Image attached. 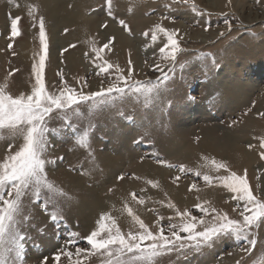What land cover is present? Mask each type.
Instances as JSON below:
<instances>
[{"label":"rangeland","instance_id":"374dc122","mask_svg":"<svg viewBox=\"0 0 264 264\" xmlns=\"http://www.w3.org/2000/svg\"><path fill=\"white\" fill-rule=\"evenodd\" d=\"M234 1L112 0L109 14L105 0H0V83L6 82L13 96L29 95L35 85L32 68L42 54L40 17L48 44L44 68L47 91L58 94L66 83L78 93L90 94L106 90L117 83L118 75L127 77L129 71V85L138 82L142 88L153 89L150 95L127 89L123 97L113 93V98L95 109H90L89 101L74 105L66 114L56 110L46 117L48 143L43 158L53 189L41 188L38 197L30 190L23 197L27 213L19 225L20 234L25 236L23 260L16 264H75L77 259L82 264H107L103 250L93 252L86 240L92 231L99 230L102 215L110 217L107 223L114 221L125 236L139 233L141 229L128 215L127 206L150 231L157 233L163 225L165 235H170L168 225L180 222L178 210L202 217L204 213L196 205L214 209L197 198V193L205 189L216 190L223 197L221 207L230 204L222 214L242 220L243 202L234 200V193L218 179L232 173L245 176L252 194L264 201V149L260 147L264 135H258V143L255 140L250 145L248 142L254 139L243 138L240 149L246 143L247 151L257 148L260 154L242 172H236L241 169L238 167L233 172L217 170L210 162L216 156L222 164L230 160L222 153L223 138L243 137L246 128L254 131L249 126L252 122L256 126L264 123V0H245L240 3L241 10ZM58 6L63 12L54 22L51 12ZM33 7L36 11L29 15ZM72 12L78 14L75 20H68ZM17 17L19 35L12 36L11 20ZM93 18L97 22L88 23L87 19ZM121 20L127 27L121 26ZM157 25L175 33L178 51L174 60L162 58L160 48L168 43L163 33H156V41L151 39ZM109 27L127 38L125 48H118L114 33L107 34ZM105 44L108 48H103ZM94 48H103L100 59ZM107 64L113 67L100 72L97 65ZM158 64L163 72L156 68ZM235 82L248 90L254 87L249 107H245L249 100L243 107L229 104ZM182 130L186 131L183 138ZM85 133L81 147L77 139ZM205 136L214 139L205 141ZM171 138L176 141L170 142ZM181 140L189 148L206 143L202 148L208 149L199 152L187 148V152L174 156L176 149H181ZM209 145L218 150L213 151ZM21 146L22 138H0V163ZM144 164L153 166L155 176L142 168ZM159 171L165 180L156 176ZM204 175L211 177V183L203 180ZM162 182L181 187V193L191 195L190 201L176 210L168 207V190ZM52 215L59 218L53 221ZM205 219L210 221L212 217ZM251 232L250 239L257 241L255 247L246 240L222 236L199 250L189 247L165 253L156 257L154 264H264V220ZM73 233L77 235L73 237ZM102 235L107 238L108 234ZM77 249L82 250L79 257L75 255ZM69 252L73 253L71 260L65 255ZM57 255L59 261L55 260ZM7 259L12 264L14 257Z\"/></svg>","mask_w":264,"mask_h":264},{"label":"snow or ice","instance_id":"6c2138e0","mask_svg":"<svg viewBox=\"0 0 264 264\" xmlns=\"http://www.w3.org/2000/svg\"><path fill=\"white\" fill-rule=\"evenodd\" d=\"M173 2H177V0H173ZM183 2L187 3L188 0H183ZM105 4L109 14H111L112 0H105ZM195 10V5H193V11ZM35 11L34 7L30 8L29 15ZM18 23V17L11 20L12 36L19 35ZM120 24L122 27H127L123 20L120 21ZM157 32L163 33L168 41L164 47L160 48L162 58L174 60L175 52L178 51L177 41L174 39L175 33H170L162 26L157 25L151 37L153 41L157 40ZM39 40L42 54L39 56V63L34 64L32 68L35 75V85L31 94L13 96L7 91V83H0V138L5 135L22 138V146L19 147V150L14 154L9 152L4 161L0 163V264H8L7 257L9 256L14 257L12 264L23 260L22 241H24L25 236L20 234L19 229V225L27 218V213L23 207V197L30 190L38 197L41 188H47L49 191L53 189V185L47 181L46 160L43 158L48 143L46 139V117L56 110L64 111L66 114V110L73 108L74 105L86 104L89 101L92 102L89 106L90 109H95L113 98V93L123 97L127 89L137 93L145 91L149 95L153 91L151 88H142L138 82L129 85L128 81L131 79V71H129L127 77L118 75L117 83L111 84L106 90L90 94L78 93L65 83L58 94L49 92L46 90L44 82L48 44L43 17L39 18ZM11 46L10 44L9 48ZM169 47L171 51L166 50ZM103 48H108V44H105ZM103 48L93 49L97 59L101 58L100 53ZM97 67H99L100 72H108L113 65H97ZM156 68L163 72L159 64L156 65ZM116 70L117 72L120 71L118 67ZM164 79L166 80L167 77L165 76ZM86 137L87 133L84 134L83 138L77 139V144L83 147ZM260 147L264 149V138L261 139ZM261 158L264 159V152L261 153ZM211 164L217 170L227 167L222 163L218 164L216 161H211ZM184 170L181 166L180 171L183 172ZM196 175L199 176L200 173H196ZM218 179L221 180L223 187L234 193L232 197L234 200L243 202V208L240 210L242 220L231 219L226 213H218L215 209L209 211L206 207L196 205L204 213V216L197 217L189 211H177L180 222L178 224L170 223L168 225L170 235H165L163 225L160 226L157 233H153L126 206L128 215L141 229L139 233L129 232L125 236L114 221L111 224L107 223L111 219L110 217L102 215L98 221L99 230L92 231L86 237L87 243L93 252L103 250L108 257L107 264H154L155 258L165 253L184 251L189 247L199 250L201 247L211 246L215 239L222 236H230L237 241L246 240L250 246L255 247L257 241L250 239L251 229L259 227L260 222L264 220V201L257 199L252 194L245 176L232 173L230 176L218 177ZM203 180L206 183H211V177L208 175H204ZM153 186L155 187V185ZM192 187L195 188L196 185L193 184ZM5 189H8L7 193H5ZM5 195L8 198H5ZM132 197L137 199L135 193H132ZM138 202L142 204L143 200H138ZM168 207H174V205L169 204ZM207 216H211L212 219L206 220L205 217ZM58 218L57 215L51 217L53 221ZM105 232L108 234L107 238H103L102 234ZM180 233L186 235L181 236ZM72 235L75 237L77 234L73 233ZM145 242L151 243L146 244ZM81 251V249H77L75 255L79 257ZM65 255L71 260L73 253L69 252ZM126 256L129 259H125ZM55 260L59 261L60 255H57ZM75 264H82V262L77 259Z\"/></svg>","mask_w":264,"mask_h":264},{"label":"bare ground","instance_id":"6f19581e","mask_svg":"<svg viewBox=\"0 0 264 264\" xmlns=\"http://www.w3.org/2000/svg\"><path fill=\"white\" fill-rule=\"evenodd\" d=\"M238 1V4H236V8L239 10H241V9H243V6L242 5H240V3L241 4H243L242 2L243 1H245V0H237ZM232 2V1H231ZM234 2H236V0L234 1ZM224 3V2H223ZM46 5V4H45ZM207 5V4H206ZM212 5V4H211ZM216 6H217V4H216ZM233 6H234V3H233ZM212 7V6H211ZM207 8H209L208 6H207ZM222 8V7H221ZM62 9V7L60 8V6H58L57 7V10L56 9H54L52 12H51V15H53L52 16V18H53V21L54 22H56L57 20H58V18L61 16V14H62V12H63V9ZM218 9V8H217ZM237 10V11H238ZM46 12H47V10H46ZM49 13V12H48ZM77 12H72L69 16H68V20L69 19H72V20H75V18H76V16H77ZM244 17H246V16H244ZM88 20V23L89 22H91V21H93L94 20V22L96 23L97 22V19H87ZM256 20V19H255ZM95 23H92V25H96ZM56 24V23H55ZM94 29V31H95V27L93 28ZM94 31H92V32H94ZM108 33H114V35H116L117 36V45H118V48H125V46H127V44H128V40H127V38L126 37H124L119 31H117L116 29H113V27H109L108 29H107V34ZM194 34V33H193ZM194 37V36H193ZM124 50V49H123ZM122 51V50H121ZM240 51V50H239ZM243 52V51H242ZM254 55H259V54H257V53H253ZM261 54V53H260ZM70 61V60H69ZM261 69V68H260ZM220 79H221V77H220ZM231 79V78H230ZM222 80H225V79H223L222 78ZM227 80V79H226ZM232 80H234V79H232ZM222 82H225V81H222ZM228 82V81H227ZM233 82V81H232ZM211 83H213V82H211ZM228 84L230 85V82H228ZM233 84V83H232ZM231 84V85H232ZM235 84H236V82H235ZM234 84V85H235ZM249 85V84H248ZM226 86V89H227V86L228 85H225ZM225 86H223V87H225ZM229 87V86H228ZM230 88V87H229ZM232 90L233 91H230V93H231V95H233L232 96V98H233V100H232V102H230L229 101V104L231 105V103H233L235 106H238V105H240V106H245V104H246V102L248 101V103H247V105L245 106V107H249V105H250V103L251 102H253V101H251L252 100V95H251V93L254 91V87H252V89L250 88L249 90H248V88H247V86H243V85H240V84H236L235 85V87L234 88H232ZM257 91V90H256ZM229 93V94H230ZM251 96V97H250ZM254 100H256L255 98H254ZM264 100V99H263ZM257 101V100H256ZM197 107V106H196ZM259 107V106H258ZM249 123V122H248ZM253 125V126H252ZM249 126H251V130H252V128H253V132H249V131H247L248 129L246 128L245 129V134H244V136L242 137V135H241V137L240 136H236V137H232V138H230V137H225V138H223L222 139V142H223V146H222V153H224L225 154V156L227 155V156H230L231 158H227V159H230L228 162H227V164H224V165H226L227 167H226V169H224V170H226L227 172H233V171H236V170H238V168H241L240 170H238V171H236V172H238V173H240V172H242L244 169H246V168H248L250 165H251V163H253V160H255V162H256V160H257V157H258V154H260V153H258L257 152V148H253V149H250V150H246L245 149V145H246V143L243 145V147L240 149L239 148V145L242 143V140H243V138H244V140L245 139H254L252 142L250 141V142H248L249 144L248 145H250V144H252L253 142H255V138L256 137H258V135H264V134H262L263 133V131H264V123H261L260 124V126H258V124H257V126L252 122ZM248 127V126H247ZM244 128H245V126H244ZM261 128H263V131L260 133V130H261ZM183 131V130H182ZM242 131V130H241ZM179 132V131H178ZM184 132H186V131H183V134H181L182 136H181V138H183V136L184 135H186V134H184ZM182 133V132H181ZM246 133H248V134H246ZM179 135V134H178ZM206 139H209V140H213V139H210V137H208V136H205V141H207ZM177 140H179V139H177ZM247 140H245V141H247ZM176 140H173V138H171V141L170 142H175ZM186 141V140H185ZM256 142H257V140H256ZM258 143V142H257ZM204 144H206V143H200V145H198L197 146V148H189V146L187 147V143L186 142H184L183 141V143H182V140L180 141V147H181V149H179V150H177L176 149V151L174 152L175 154H174V156H179L182 152H187V148H189L190 150L191 149H194L195 151H201V152H203L204 150H202L203 148H205V149H208L206 146H203V148H202V145H204ZM184 145V146H183ZM209 147H212L213 148V151H217L218 150V148L217 147H214V146H210L209 145ZM202 148V149H201ZM235 148H239L240 150L239 151H237V152H235L236 150H234ZM221 149V148H220ZM260 151V150H259ZM204 152H206V151H204ZM189 154V153H188ZM191 154H192V152H191ZM190 154V155H191ZM254 155L256 156V157H254ZM203 157V156H202ZM211 157V156H210ZM210 157H209V155H208V158L210 159ZM213 157V156H212ZM133 158H135V157H133ZM216 158H217V156H216ZM216 158H214L213 157V159L211 158V160H210V162L211 161H216V162H218V164H221L220 162H219V160L217 161V159ZM223 158V157H222ZM221 158V159H222ZM256 158V159H255ZM206 158H204V160H205ZM255 164V163H254ZM234 167H238V168H234ZM252 167V166H251ZM142 168H145L146 170H148L149 172H150V174H151V176H155L154 174H153V172H154V168H153V166H151L150 164H144L143 166H142ZM136 169H139V168H137L136 167ZM235 169V170H234ZM254 169V168H253ZM219 170H221V169H219ZM153 171V172H152ZM159 172H160V174H159ZM158 173H157V175L156 176H158L159 178H161L162 177V179L161 180H165V179H163L164 178V176H162L163 174L161 173V171H159ZM166 172V171H165ZM253 172V171H252ZM222 173V172H221ZM165 175H167V173L165 174ZM149 177V176H148ZM248 177H250V176H248ZM252 177V176H251ZM150 178H153V179H157V178H155V177H150ZM252 179V178H251ZM160 180V179H159ZM158 181V180H157ZM164 184H165V186H166V188H167V196H168V199L167 200H170V204L171 205H174V207L173 208H175V210L176 209H178V208H180V207H182L187 201H190V197H191V195H189V197L188 196H185L184 195V193H181L182 192V190H181V187H179V188H174V187H172L170 184H168V186H167V184H166V182H162V185L164 186ZM161 185V186H162ZM185 190V189H184ZM216 191V190H215ZM215 191H212L211 189H205V190H201L200 192H198L197 193V198L200 200V201H204L205 200V202L206 203H209V205L211 206V207H213L215 210H216V212H218V213H221V211L222 212H226L227 210V206L229 205L230 206V204L228 203V205L227 206H225V205H223L222 207L220 206V197H222L217 191L215 192ZM183 194V195H182ZM184 196L186 197L185 199H183L184 198ZM223 198V197H222ZM179 211V210H178ZM145 218V217H144ZM146 219V218H145Z\"/></svg>","mask_w":264,"mask_h":264}]
</instances>
